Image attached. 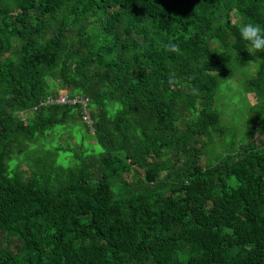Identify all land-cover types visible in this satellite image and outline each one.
Instances as JSON below:
<instances>
[{"label":"trees","instance_id":"1","mask_svg":"<svg viewBox=\"0 0 264 264\" xmlns=\"http://www.w3.org/2000/svg\"><path fill=\"white\" fill-rule=\"evenodd\" d=\"M248 22L264 27V0H0V264H264ZM233 60L256 64L259 103L203 162Z\"/></svg>","mask_w":264,"mask_h":264},{"label":"rangeland","instance_id":"2","mask_svg":"<svg viewBox=\"0 0 264 264\" xmlns=\"http://www.w3.org/2000/svg\"><path fill=\"white\" fill-rule=\"evenodd\" d=\"M252 61L247 65H241L233 60V77L220 81L216 89L213 108L220 113L222 117L221 123L225 127V131L222 135L217 133L216 135L212 134L210 138L211 142L206 148L207 154L202 158L203 162H216L221 154L228 151L230 147L236 148L235 145L240 144L245 136L249 125V116L253 114L257 103H259L256 101L253 93L243 88L246 79L255 74L256 64L252 63ZM64 92L60 90V95L64 96ZM81 132L82 130L78 131L80 134ZM66 135L61 138L62 142L65 140ZM87 141L92 143V137L89 136ZM99 150L100 147L97 144H92L93 152H98ZM67 156L68 152H61L58 161L66 165L70 160V157Z\"/></svg>","mask_w":264,"mask_h":264},{"label":"clouds","instance_id":"3","mask_svg":"<svg viewBox=\"0 0 264 264\" xmlns=\"http://www.w3.org/2000/svg\"><path fill=\"white\" fill-rule=\"evenodd\" d=\"M239 36L247 42L249 55L264 52V27L261 25L252 22L242 23L239 28Z\"/></svg>","mask_w":264,"mask_h":264},{"label":"built area","instance_id":"4","mask_svg":"<svg viewBox=\"0 0 264 264\" xmlns=\"http://www.w3.org/2000/svg\"><path fill=\"white\" fill-rule=\"evenodd\" d=\"M48 101H51V99H48ZM53 101H56V102H58V103H68V102H70V103H74V102H78V101H80L81 102V99H79V97L78 96H75V97H73V98H68L66 95H59L55 100H53ZM86 103H87V99H83L82 100V102H81V104H82V107H83V111H84V120L85 121H87L88 123H89V117H88V113H87V111L85 110V105H86Z\"/></svg>","mask_w":264,"mask_h":264}]
</instances>
